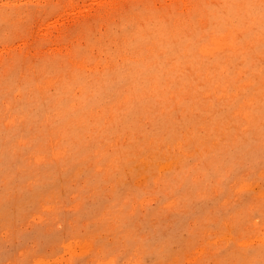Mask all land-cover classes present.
Instances as JSON below:
<instances>
[{
	"label": "rangeland",
	"instance_id": "obj_1",
	"mask_svg": "<svg viewBox=\"0 0 264 264\" xmlns=\"http://www.w3.org/2000/svg\"><path fill=\"white\" fill-rule=\"evenodd\" d=\"M0 264H264V0H0Z\"/></svg>",
	"mask_w": 264,
	"mask_h": 264
}]
</instances>
